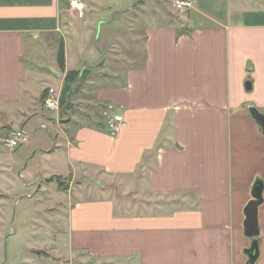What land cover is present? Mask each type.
<instances>
[{"label":"crops","instance_id":"1","mask_svg":"<svg viewBox=\"0 0 264 264\" xmlns=\"http://www.w3.org/2000/svg\"><path fill=\"white\" fill-rule=\"evenodd\" d=\"M83 1L81 15L70 0H0V138L29 135L0 146V232L17 193L42 220L31 213L19 229L29 243L17 264H42L30 258L48 226L61 264H246L243 212L255 181L264 185V134L247 111L264 114V0H194L179 24L142 13L135 44L116 36L139 0ZM86 71L68 114L51 116L48 89L60 95L68 73L76 85ZM108 107L125 122L114 137Z\"/></svg>","mask_w":264,"mask_h":264},{"label":"rangeland","instance_id":"2","mask_svg":"<svg viewBox=\"0 0 264 264\" xmlns=\"http://www.w3.org/2000/svg\"><path fill=\"white\" fill-rule=\"evenodd\" d=\"M167 1L165 0H139V4H135L134 7H137L136 5H139V11L135 12L132 11L131 13H128L127 15V20L124 23L123 26H129V27H123L121 29H119V37L118 35L116 36L117 40H116V44H135V39L133 37V34H135V32L139 31L140 28H142V25H138V21L139 19H142L141 14L142 13H146L149 11H152L154 15H157V20L159 22H164L166 20L171 19L170 21H175V23L182 22L181 19V15H183V13L185 12H177L175 11L168 3H166ZM151 14V15H153ZM145 18V17H144ZM143 20V19H142ZM144 23L146 22L145 20H143ZM146 24V23H145ZM182 24V23H180ZM125 31L127 36H125ZM104 28L102 27L101 30L98 31V34H96V36H98V38L96 39V44H98V47H102L103 44V40H104ZM126 38V40H125ZM120 50V49H119ZM50 51L45 50V52ZM50 57V56H49ZM48 56H45L43 59L46 60V64L44 65L45 67V74H50V64L49 61L50 58ZM54 77V76H53ZM56 86V84H54ZM54 89L57 90V87H54ZM72 93V91H70ZM69 92V93H70ZM66 92H64L62 90L61 94H60V109H61V105L63 104V99L66 100ZM60 112V110H59ZM51 116H55L56 112H51L50 113ZM45 124H48L46 121H44ZM15 180L18 182L19 186H22V184H26L27 182V178H25V180H23L22 178L20 179L17 175H15ZM18 186V185H17ZM18 186V187H19ZM66 187V186H64ZM20 188V187H19ZM27 195V192L24 193H17L16 196L14 197V200L17 201V203L11 207V210L9 211L8 215H7V223L5 226V231L4 232H0V264H17L19 262L22 261L23 258L20 259V257L18 258L17 256H13V253H16V247L17 248H21V244H27L29 243L27 241V239L29 237H26V240H24V231L23 230H19L20 228H26L29 227V215H33L34 217V222L35 223H39L42 220L38 217L41 214H39V209L37 207V203H34L31 201V199H25V196ZM33 196V195H32ZM13 200V201H14ZM36 205V206H35ZM45 211H51L50 209H45ZM35 213V214H34ZM38 213V215L36 214ZM10 214V215H9ZM37 215V216H36ZM36 216V217H35ZM35 227H38V225L33 224ZM42 226L43 223H42ZM41 226V227H42ZM47 226V225H46ZM47 232H48V238L44 239L43 241H46V243L48 244L47 247H45V249H43V251L41 252H31L32 253V257L30 258V260L32 262L35 261V259L39 260L42 262V264H61V260L60 258L57 256L58 254L55 252L54 249L50 248L49 246H54L55 247V243H57V240H53L52 237L50 236L51 231V227L48 226L47 227ZM16 232V234H19V237L17 235H15V237H12V235L10 237H8L9 234ZM7 233V235H6ZM6 237V239H4V237ZM37 238H32L31 239V244L32 245H40L41 243L36 241L39 240V236H36ZM43 237V236H42ZM14 238V239H13ZM36 239V240H35ZM42 240V238H41ZM42 241V243H43ZM250 245V244H249ZM38 250V249H37ZM19 252V251H17ZM83 259H85L83 257ZM40 262V263H41Z\"/></svg>","mask_w":264,"mask_h":264},{"label":"built area","instance_id":"3","mask_svg":"<svg viewBox=\"0 0 264 264\" xmlns=\"http://www.w3.org/2000/svg\"><path fill=\"white\" fill-rule=\"evenodd\" d=\"M194 0H167V3L177 12H186L194 5ZM69 8L79 14L86 11L87 6L83 0H70ZM43 106L48 112H58L60 110V95L53 88H49L43 101ZM104 130L111 137L117 135L121 126L125 125L122 116L115 112L113 108H106L103 111ZM45 128V126H41ZM29 135L22 129H15L6 133L0 138V146L13 151L26 143Z\"/></svg>","mask_w":264,"mask_h":264},{"label":"water","instance_id":"4","mask_svg":"<svg viewBox=\"0 0 264 264\" xmlns=\"http://www.w3.org/2000/svg\"><path fill=\"white\" fill-rule=\"evenodd\" d=\"M245 89L251 90V82L245 81ZM247 111L251 119L259 126L261 132L264 134V114L261 113L255 106H248ZM263 182L259 179L255 181L251 190V200L244 208V222L243 233L250 241L248 248L244 250L247 257L246 264H255L259 257V225H258V210L263 203Z\"/></svg>","mask_w":264,"mask_h":264},{"label":"trees","instance_id":"5","mask_svg":"<svg viewBox=\"0 0 264 264\" xmlns=\"http://www.w3.org/2000/svg\"><path fill=\"white\" fill-rule=\"evenodd\" d=\"M58 61H59V65L62 67L64 65V48L63 45H60L59 48V53H58ZM88 76L87 71L82 73V76L79 78V83L75 85L77 78H78V74H74V73H68L66 76V79L64 81V86H63V91L66 92V97L68 96L69 92L71 90H73V92L79 87V85L82 83V81ZM63 104L61 105V109H64L65 116L66 114H68V109L71 107V104L67 103V99L66 100H62Z\"/></svg>","mask_w":264,"mask_h":264}]
</instances>
